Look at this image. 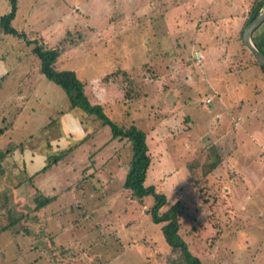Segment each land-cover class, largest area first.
<instances>
[{
  "label": "rangeland",
  "instance_id": "rangeland-1",
  "mask_svg": "<svg viewBox=\"0 0 264 264\" xmlns=\"http://www.w3.org/2000/svg\"><path fill=\"white\" fill-rule=\"evenodd\" d=\"M18 1L12 26L24 30L29 39L59 47L61 67L74 70L92 85L86 86L88 95L90 89L91 95L100 94V81L94 79L100 75L124 69L139 77L140 66H149L148 71L156 74L150 87L159 104L150 114V96L126 98L125 89H105L104 101L93 102L103 105L104 115L115 124L132 122L146 132L152 160L144 183L166 196L161 211L180 203L179 233L193 254L204 264H264V74L262 82L257 69L237 66L232 52L205 54L198 48L204 59L198 65L196 54L183 49L188 27L182 24L187 18L188 24H199L194 42L206 36L218 42L216 51L230 48L236 37L234 24L239 22L230 14L235 11L241 18L250 1ZM9 8L7 0H0V16ZM186 11L189 16L179 15ZM218 12L221 20L213 22ZM168 31L183 33L179 41L172 37L176 54H157ZM166 37L170 45L171 35ZM30 49L31 45L0 31V152L9 142L18 144L0 159V264H165L169 247L146 212L152 196L142 204L123 193L102 202L89 196L94 191L88 181L47 206L46 236L33 239L18 231L36 190L53 195L93 173L94 167L123 164L130 153L129 146L119 141L107 142L110 128L99 118L77 108L66 110L65 96L52 83L59 91V95L54 89L45 91L52 101L30 96L22 107L16 92L13 98L8 94L11 87L35 84L39 77L33 71L8 75L16 58L24 67L38 62ZM230 65L236 66L232 73ZM162 85L172 86L174 109L162 104L165 92L162 96L157 90ZM206 96L210 103H205ZM236 99L247 102L238 108ZM233 101L237 109L231 114L226 108ZM239 111L241 122L234 126L231 117ZM152 112L155 118L149 117ZM71 146L56 164L43 168L47 155ZM100 174L111 180L108 192H112L114 171ZM14 219L19 220L11 229L2 230Z\"/></svg>",
  "mask_w": 264,
  "mask_h": 264
},
{
  "label": "trees",
  "instance_id": "trees-1",
  "mask_svg": "<svg viewBox=\"0 0 264 264\" xmlns=\"http://www.w3.org/2000/svg\"><path fill=\"white\" fill-rule=\"evenodd\" d=\"M7 1L10 8L8 12L0 16L1 33L3 35L16 37L27 45H31L30 51L38 59L39 73L46 80L61 89L67 101V110L77 108L82 110L85 114L96 116L103 124L108 125L110 128V137L107 142L116 140L121 142L122 146H129L130 153L126 155V160L123 164H120L118 169L114 171V177L120 183L122 193L129 199H135L142 204L145 197L152 196L153 203L146 212L149 214L151 221L159 225L163 239L169 247V253L165 257V264H204L198 256L190 251L187 243L179 233L180 203L176 201L167 209L161 211V208L166 203V196L156 191L154 185H145L144 183L147 170L152 160L149 154L146 132L132 122L127 125L115 124L104 115L102 111L103 105L99 102H93V100L95 101L98 97L91 95L93 92L91 89L90 95L86 93V85L89 84L88 81L79 78L74 70L61 67L63 60L60 59L62 51L59 47L49 46L41 39H29L24 30H17L12 26V21L18 12L19 1ZM263 1L264 0H255L250 6L242 30L256 17ZM242 30L239 35V40L242 52H244L247 58L244 60V65L251 64L257 66L264 74V68L254 60L250 52L241 42ZM252 40L255 46L264 54V22L253 31ZM239 61L241 62L243 59H238V62ZM240 62L238 63L239 67L241 65L243 66ZM148 72V65L144 64L139 68V77L130 74L124 69H117L112 73L109 72L104 75V78L98 76L96 79L105 84V89L117 88L118 91L125 89L126 98H135L137 96L146 98L151 91V84H149V81L152 79ZM119 76L122 77V79H120ZM91 96H93L92 99ZM62 113H64V111H61V114ZM8 144V148L6 146L5 150L0 152V159L5 155H10L12 152L11 150L18 146V144L14 142H9ZM72 147L73 146L64 149L58 154L54 153L47 155L43 168L56 164L62 156L70 152ZM118 157H120V153ZM104 180L100 172L94 170L93 173L89 175L84 174L81 180L73 184V186L78 187L82 182L88 181L91 183V189L93 191H99L103 185L109 182V180ZM103 181L106 183L103 184ZM69 188L70 187L67 189ZM56 197L57 194L46 195L40 190H36L33 197V206L21 216L24 226L18 231L33 239H40L46 236L47 232L44 230V225H46L47 219V206L52 203ZM18 220L19 219H14L13 222L2 227V230L11 229V226Z\"/></svg>",
  "mask_w": 264,
  "mask_h": 264
},
{
  "label": "crops",
  "instance_id": "crops-1",
  "mask_svg": "<svg viewBox=\"0 0 264 264\" xmlns=\"http://www.w3.org/2000/svg\"><path fill=\"white\" fill-rule=\"evenodd\" d=\"M250 2L248 3V4H244V6H243V15H242V17L240 18L239 16H237L236 15V12L234 11V13H231L230 14V19H236V20H238L239 22H237L236 24H234V32L232 33V34H234L236 37L234 38V43L231 45V47L230 48H227V47H225V48H221V49H219V50H217L216 51V48H217V46L219 45L218 44V42L216 41V40H214V38H208V37H206V36H203L198 42H194V40H193V38H192V35H196V32H198V30H197V27H199V24H197V25H195L194 23H190V24H188V22L189 21H191L190 20V18L188 19L187 18V20L185 19V21L183 22V24L182 25H186L188 28H187V31L184 33L185 34V39H184V46H183V49L184 50H186L188 53L187 54H196L195 56V59H196V61H195V63L196 64H202L203 63V61H204V59H203V57H200L199 56V52L197 51V49L199 48V50L201 49L203 52H205V54H215V53H217V54H229V52H232L233 54H236V57H237V60L238 59H243V61H239L240 63H242L243 64V66H245V67H247V69H250V71H254V70H258L259 71V73H257L259 76L261 75V74H263L262 72H261V70L257 67V66H254V65H251V64H246V65H244V60L245 59H247L246 57H245V54H244V52H242V49H241V45H240V40H239V35H240V32H241V30H242V27H243V25H244V23H245V19H246V14H248V12H249V8H250V6L253 4V2L255 1V0H249ZM221 14L222 13H220V12H218V16H215V18H213V22H220V20H221V18H220V16H221ZM179 15H181V16H183V18H185L186 16H189L190 14L186 11V14H185V16H184V14L182 13L181 14V12H180V14ZM230 32V31H229ZM175 34L174 35H172L169 31L168 32H166L165 33V35H164V32H163V35H164V39L163 40H160V42H161V47H163V49L161 50V52H158L157 54H176V52H175V49H174V47L176 46V42L174 41L173 42V40H172V37H174V38H176V39H178V41L181 39V37L180 36H182V34L183 33H181V32H174ZM152 34H154V31H153V33ZM211 34H213V33H211ZM168 35H171V44L170 45H168V43H167V41H165V38H167L166 36H168ZM155 36V35H154ZM205 37V38H204ZM225 37V36H224ZM153 38H155V37H153ZM162 39V38H161ZM241 42H242V40H241ZM167 48H170L171 49V51H169ZM213 48V51L211 50ZM177 49H180L179 47H177ZM189 52H191V53H189ZM207 52V53H206ZM25 55V54H24ZM24 55H23V57H24ZM244 56V57H243ZM174 60H176L175 61V63L177 64V66H179L180 65V63L178 62L179 60L178 59H176V58H173ZM199 60V62L197 63V61ZM21 61V58H19V59H17L16 58V60H15V64H14V66L13 67H11L10 68V70H9V73H8V75H13V74H15V76L16 75H18V74H20V75H23V74H29L31 71H33V74L36 72V73H38V75H39V77H37L36 78V83L35 84H31L32 82H29V83H27V85L28 86H21L20 84V87L17 85L15 88L14 87H11V89L8 91V94L9 95H11L12 96V98H13V92H16L15 93V95L17 96V101H20V102H22L21 103V105L20 106H25L24 104L25 103H23L24 101L26 102L27 101V99L28 98H30V96H32L33 98H34V100H40V101H43V102H45V101H49L50 99H51V101L53 100V96H48V95H46L45 94V91H52L53 89H54V94H56V95H59V91L56 89V88H54V86H52V84H51V82L49 81L48 82V80H46L40 73H39V71H38V62H36V63H34V64H32V66H27L26 65V67H24V66H22V62H20ZM233 66L234 65H230L229 66V71H231V73L232 72H234V70L236 69V66H235V68H233ZM237 66H238V64H237ZM149 67V66H148ZM240 67H242V65L240 66ZM177 68H180V67H177ZM13 73V74H12ZM106 74V73H105ZM148 74L150 75V78H153V76L154 75H156L154 72H151V71H149L148 72ZM104 75H100V77L102 78ZM262 76H260V79H261V81L263 82V78H261ZM94 79H96V78H94ZM85 80V79H84ZM38 81H41L42 83H44V82H46L47 83V85H46V87L45 88H43V87H40L39 86V84H38ZM191 82H192V80H191ZM152 83V79H151V81H149V84H151ZM86 86H90V83L89 84H87ZM92 86V85H91ZM90 86V87H91ZM151 86V85H150ZM105 84H103V83H101L100 82V90H101V92H100V94L97 96V93L95 94V96L96 97H98L97 99H99V101H104V99H105ZM172 88V86H167V85H162V86H160L157 90L159 91V92H162V96H163V94H164V92H165V95H164V97H162V99H161V101H162V104H165V107L167 108V107H169V108H171L172 106H173V109H174V107L176 106V104H177V102L176 101H174V100H172V97L173 96H171V95H169V89H171ZM92 90V89H91ZM157 91V92H158ZM100 96V97H99ZM148 96H150L149 97V100L151 101L149 104H148V111H149V114H150V110L154 107V106H156V105H158L159 106V104L157 103V100H158V96L156 95V92H155V90H154V88H152L151 89V91H150V93L148 94ZM4 97V96H3ZM206 97H208V98H210V96H206ZM5 98V97H4ZM101 98V99H100ZM166 98V99H165ZM96 99V100H97ZM237 100V99H236ZM235 100V101H236ZM235 101H233L232 102V104H230V105H228L227 106V112L229 111L231 114L234 112V109H237V108H234L233 107V103L235 102ZM211 102V101H210ZM209 102V103H210ZM247 102V100H244V104ZM250 102V101H249ZM237 103L239 104V106H238V108L240 107V106H242V104H243V102H241V101H238L237 100ZM243 104V105H244ZM246 106H248V107H250L251 108V111L253 110L252 109V107L249 105V104H246ZM243 107V106H242ZM67 110V109H66ZM66 110H64V112L66 111ZM154 112H152L151 113V116H149V117H151V118H155L156 116L154 115V116H152V114H153ZM63 114V113H62ZM162 114V113H161ZM240 111L236 114V115H234V116H232L231 117V123L234 125V126H238L239 125V123L241 122V117H240ZM163 116H164V114H163ZM218 117H219V115H217ZM148 117V118H149ZM165 118V117H164ZM14 120H15V117L13 118V119H11L10 120V122H14ZM164 122H166V119L164 120ZM25 123H28V121H25ZM48 122H46V123H43L39 128H37V130L35 131V132H37V131H40L41 130V128H43L46 124H47ZM231 124V125H232ZM7 129V128H6ZM10 129H12L11 127H10ZM8 130V129H7ZM33 134V131L32 132H29V134H28V136H31ZM19 153V152H18ZM115 153H118V152H115ZM20 154V153H19ZM28 160H24V163L25 162H27ZM107 162V161H106ZM217 165H215V167H216ZM118 167H119V164H117L115 167H113V164H101V165H99L98 167H94V168H96V169H94L95 171L97 170V171H99L100 173L101 172H104V173H106V171H110V172H113V171H116L117 169H118ZM214 167V168H215ZM87 170H89V169H87ZM114 180V182H115V184H116V187H115V189L112 191V192H108L110 189H111V187L108 185L109 183H110V181L107 183V184H105L104 183V181H107V180H104L103 181V184H105V185H103V187L102 188H100V190L99 191H94L93 193H90L89 194V196L90 197H98V198H100L101 200H102V202H104V199H106L107 200V196L108 197H111V198H114V196H116V195H120L121 193H122V191H121V187H120V183L118 182V180H116V179H113ZM71 186H67L64 190H61V191H58V192H56V193H54V194H57V197L61 194V193H63V192H65V191H70V190H72L73 189V183L72 184H70ZM68 187H70L69 189H67ZM118 190L120 191V192H118ZM96 192H99V194L97 195V193ZM114 192V193H113ZM116 192H118V193H116ZM56 197V198H57ZM55 198V199H56ZM54 201V200H53ZM47 217H48V215H47ZM5 230H8V229H5ZM2 231V230H1ZM10 231V230H9ZM10 232H12V231H10ZM15 234H17V233H15Z\"/></svg>",
  "mask_w": 264,
  "mask_h": 264
},
{
  "label": "water",
  "instance_id": "water-1",
  "mask_svg": "<svg viewBox=\"0 0 264 264\" xmlns=\"http://www.w3.org/2000/svg\"><path fill=\"white\" fill-rule=\"evenodd\" d=\"M264 22V1L256 17L248 23L242 30L241 40L246 49L250 52L254 60L264 68V54L255 46L252 40L253 31Z\"/></svg>",
  "mask_w": 264,
  "mask_h": 264
},
{
  "label": "built area",
  "instance_id": "built-area-1",
  "mask_svg": "<svg viewBox=\"0 0 264 264\" xmlns=\"http://www.w3.org/2000/svg\"><path fill=\"white\" fill-rule=\"evenodd\" d=\"M209 102H210V98H206L205 103H209Z\"/></svg>",
  "mask_w": 264,
  "mask_h": 264
}]
</instances>
